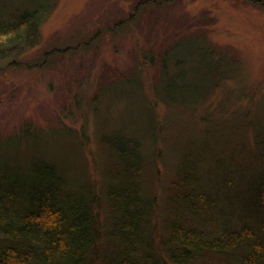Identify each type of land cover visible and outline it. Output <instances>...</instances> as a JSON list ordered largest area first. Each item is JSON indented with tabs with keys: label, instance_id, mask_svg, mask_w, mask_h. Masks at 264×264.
<instances>
[{
	"label": "trees",
	"instance_id": "trees-1",
	"mask_svg": "<svg viewBox=\"0 0 264 264\" xmlns=\"http://www.w3.org/2000/svg\"><path fill=\"white\" fill-rule=\"evenodd\" d=\"M52 7L51 0L21 1L16 7L0 0L2 67L21 63ZM202 43L193 48L181 38L164 50L152 87L165 103L201 102L217 84L208 75L215 68L211 48ZM150 52L144 57L153 63ZM121 88L114 84L107 92ZM60 132L65 138L60 155L47 152L54 144L46 145L44 134L32 139L39 133L30 127L0 136V264H264V131H254L256 149L237 174L245 199L238 201L226 185H208L214 176V183L220 177L230 184L226 174L237 160L218 142L217 131L208 139L213 149L201 140L179 154L160 215L144 178L140 138L117 129L99 133L100 187L82 162L83 141H69ZM208 158L209 180L203 172ZM235 205L239 223L227 215L237 212Z\"/></svg>",
	"mask_w": 264,
	"mask_h": 264
},
{
	"label": "rangeland",
	"instance_id": "rangeland-1",
	"mask_svg": "<svg viewBox=\"0 0 264 264\" xmlns=\"http://www.w3.org/2000/svg\"><path fill=\"white\" fill-rule=\"evenodd\" d=\"M21 1L26 0H5V5ZM148 1L51 0L36 45L20 55L19 65H0V136L30 127L39 133L32 139L44 134V143L55 145L47 152L59 155L65 139L60 131L69 141H83L82 162L102 187L99 133L133 134L141 139L144 178L160 215L179 154L201 140L213 149L209 135L219 131L218 142L237 160L226 174L230 184L220 177L214 183V176L208 185H226L241 201L244 181L237 174L256 149L254 131H264V0ZM181 38L193 48L201 40L210 46L215 68L208 75L217 81L201 102L186 105L165 103L152 87L161 75L164 50ZM56 48L62 50L50 51ZM146 50L153 63L145 59ZM114 84L123 88L109 94ZM209 161L203 164L208 180ZM236 207L227 214L231 223H239Z\"/></svg>",
	"mask_w": 264,
	"mask_h": 264
}]
</instances>
